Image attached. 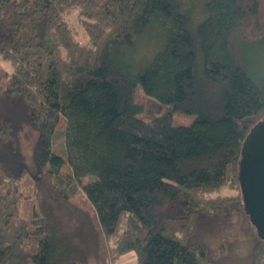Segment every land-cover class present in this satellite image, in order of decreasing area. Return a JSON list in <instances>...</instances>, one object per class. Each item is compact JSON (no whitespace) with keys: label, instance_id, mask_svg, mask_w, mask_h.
<instances>
[{"label":"trees","instance_id":"1","mask_svg":"<svg viewBox=\"0 0 264 264\" xmlns=\"http://www.w3.org/2000/svg\"><path fill=\"white\" fill-rule=\"evenodd\" d=\"M260 43L264 0H0V264H264L238 177ZM138 83L170 109L138 116Z\"/></svg>","mask_w":264,"mask_h":264},{"label":"rangeland","instance_id":"2","mask_svg":"<svg viewBox=\"0 0 264 264\" xmlns=\"http://www.w3.org/2000/svg\"><path fill=\"white\" fill-rule=\"evenodd\" d=\"M74 25L77 29L76 26L77 24L74 23ZM143 49L144 47L142 44L140 51H142ZM148 52L149 51H146L143 55L140 56L137 55L136 53H133L134 67L142 65L146 61V59L149 56ZM130 56L132 57V54ZM246 56L248 59L251 60L250 66L256 78L260 80L261 83L264 84V45L260 43V44H255L254 47L251 46L248 49V53L246 54ZM134 100L140 105L141 110L139 111L138 116L142 118H150L153 115L159 113L161 110L170 109L169 105L160 104L155 100L154 97L146 95L143 92L142 87L139 83L135 87ZM193 117L194 116L190 114H184L177 111H173L174 124H188L192 121ZM63 131H64V124L60 123L56 127V130L53 133L51 140L52 150L60 153L65 151ZM34 138H35V133L33 131L23 132L20 138V149L29 167L28 168L29 172L23 175L21 181L22 192L25 195L24 198L22 199V205H21V215L24 217L31 216V210L35 205L34 200H32L29 197V194L31 192L32 179H33L32 176H34L36 173L35 166L33 164V155H32V146H33ZM73 200L79 203L84 201V197L81 191L77 193V195L75 196V198H73ZM129 263L130 261L128 260L124 264H129Z\"/></svg>","mask_w":264,"mask_h":264},{"label":"water","instance_id":"3","mask_svg":"<svg viewBox=\"0 0 264 264\" xmlns=\"http://www.w3.org/2000/svg\"><path fill=\"white\" fill-rule=\"evenodd\" d=\"M240 152L238 177L244 209L264 238V116L250 128Z\"/></svg>","mask_w":264,"mask_h":264},{"label":"crops","instance_id":"4","mask_svg":"<svg viewBox=\"0 0 264 264\" xmlns=\"http://www.w3.org/2000/svg\"><path fill=\"white\" fill-rule=\"evenodd\" d=\"M127 259L130 261L129 264H132L133 263V261H134V254H133V252H128V253L122 255L120 257L119 261H118V264H124L126 261H128Z\"/></svg>","mask_w":264,"mask_h":264}]
</instances>
